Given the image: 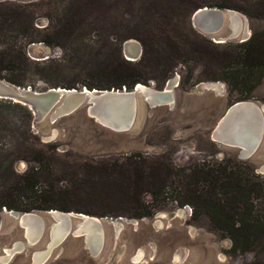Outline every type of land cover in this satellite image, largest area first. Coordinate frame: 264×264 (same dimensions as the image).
<instances>
[{
  "label": "rangeland",
  "instance_id": "obj_1",
  "mask_svg": "<svg viewBox=\"0 0 264 264\" xmlns=\"http://www.w3.org/2000/svg\"><path fill=\"white\" fill-rule=\"evenodd\" d=\"M209 1L216 0H0L8 17L0 51L17 54L21 47L25 50L29 62L21 68L26 71L24 83L35 90L72 85L89 88L90 84L110 81L108 71L128 61L124 45L131 39L142 46L141 56L130 65L143 80L139 83L160 90L168 80L175 84L173 106L146 107L140 121L127 132H113L75 115L34 127V119L31 121L24 109L0 102V129L5 133L0 143V192L11 179L2 162L13 160L18 174L36 165L16 157L15 144L7 135L25 133L28 124L35 133V128L57 127L60 136L50 142L58 144L53 180L58 187L68 188L70 206L85 214L124 222L118 235L106 222L102 249L94 255L85 237L74 234V220L72 231L42 264H264V248L245 254L230 252L232 241L211 229L205 216L193 220L190 205L179 206L169 197L153 203L151 194L142 191L140 197L147 207L152 206L153 213L141 218L130 216L133 201L127 199L121 171L110 169L121 162L105 160L140 152L149 157L164 155L173 165L183 167L194 161L232 158L247 162L264 179V134L249 158L240 157V149L212 137L217 122L231 104L239 101V95L231 92L224 79H211L210 73L235 76L240 64L230 68L220 64L231 47L242 42L218 41L216 37L229 34L227 24L215 35L193 26L191 17L197 8L215 6L205 4ZM238 1L253 13L260 0ZM240 12L249 18L252 34L264 29V18ZM143 37H148V42ZM207 81L222 82L223 91H199L197 85ZM249 99L264 104V77ZM116 177L120 178L118 183ZM41 188L46 186L40 184ZM26 202L21 199L17 203ZM7 211L4 206L0 209V257L21 241L23 249L14 252L5 264H31L34 253L48 248L49 215L43 214L46 227L38 242L30 244ZM139 250L143 256L136 261Z\"/></svg>",
  "mask_w": 264,
  "mask_h": 264
},
{
  "label": "trees",
  "instance_id": "obj_2",
  "mask_svg": "<svg viewBox=\"0 0 264 264\" xmlns=\"http://www.w3.org/2000/svg\"><path fill=\"white\" fill-rule=\"evenodd\" d=\"M205 4L215 5L208 7L240 10L252 17L264 18V0L259 1L258 9L253 13L238 0H216ZM7 18L0 4V38ZM148 40V37H143L144 42ZM27 62L29 57L22 47L17 54L0 51V77L16 85L27 86L24 83L26 71L21 70ZM131 62L124 60L108 71L110 81L99 85L90 84L89 88L97 86L98 89H122L124 86L132 89L143 80L136 74L135 67H130ZM232 64H240L235 70V76L223 77L221 74L220 77L212 72L210 77L227 81L231 92H238L239 100L249 99L264 77V29L254 31L249 40L232 46L220 67L230 68ZM7 70L13 71L7 74ZM72 87L74 85L69 86ZM0 102L20 107L26 111L31 121L34 119L28 106L11 100L0 99ZM26 128L25 133L13 132L7 136L15 144L16 157L33 161L36 165L18 174L14 170L13 160L1 163L11 179L0 192V209L4 206L9 210L22 212L50 209L80 212L78 208L70 206L71 194L68 188L58 187L53 180L56 175L55 151L58 144L44 143L29 124ZM4 140L5 133L0 129V143ZM166 158L168 159L164 155L149 157L140 152L105 158L121 162L112 165L110 169L112 172L121 171L122 183L126 186L125 194L127 199L133 201L130 216L141 218L152 215V206L147 207L140 197L144 191L151 194L153 203L169 197L179 206L190 205L192 219L196 221L205 216L211 229L232 241L230 252L234 254L264 248V179L250 164L223 158L194 161L177 167ZM83 165L91 166L89 163ZM114 181L118 183L120 178L116 177ZM40 184H44L46 188L38 189ZM21 199H26L27 202L19 205L17 202Z\"/></svg>",
  "mask_w": 264,
  "mask_h": 264
},
{
  "label": "water",
  "instance_id": "obj_3",
  "mask_svg": "<svg viewBox=\"0 0 264 264\" xmlns=\"http://www.w3.org/2000/svg\"><path fill=\"white\" fill-rule=\"evenodd\" d=\"M192 24L200 32L215 35L227 24L230 32L221 37L219 42L237 39L240 42L249 40L252 31L249 28V18L238 10L218 7H200L194 11L191 17ZM139 45V46H138ZM140 47L137 54L131 53V47ZM124 53L129 61L137 60L142 53L141 44L135 39L126 41ZM41 59H45L42 57ZM172 80V79H171ZM168 80L163 89H157L151 85L137 83L131 90L124 89H89L51 87L38 91L32 86H19L0 77V99L11 100L28 106L34 114L33 126L37 124L51 125L66 116H79L86 123L97 125L113 132L131 131L141 119L143 110L160 105L173 106L175 102V84ZM224 84L220 81L200 82L197 85L199 91L215 90L222 92ZM42 127V126H41ZM44 143L57 141L60 130L50 127L48 130L35 128ZM264 134V104H259L252 99L239 100L231 104L221 116L213 130V139L223 145L240 149V157H251L259 147ZM264 171V166L261 168ZM17 220V226L24 231L25 239L30 244L38 242L45 231L46 217L49 215L50 242L59 245L72 231L74 220L77 222L75 235H83L89 250L98 254L104 242V227L106 222L111 223L118 235L124 226L123 219L99 218L93 215L75 211H62L58 209L32 210V211H7ZM183 214V212H180ZM92 225L95 229V241L86 232V226ZM3 226L0 213V229ZM59 228L61 238L53 242L52 233ZM32 235V236H31ZM31 236V237H30ZM30 237V238H29ZM17 251L23 249L24 243L18 241ZM22 246V247H21ZM51 245H48L47 250ZM15 251L9 250L10 254ZM48 252V251H47ZM44 262V261H43ZM35 262L32 257V264Z\"/></svg>",
  "mask_w": 264,
  "mask_h": 264
},
{
  "label": "bare ground",
  "instance_id": "obj_4",
  "mask_svg": "<svg viewBox=\"0 0 264 264\" xmlns=\"http://www.w3.org/2000/svg\"><path fill=\"white\" fill-rule=\"evenodd\" d=\"M139 46V45H138ZM138 46H135V47H131L130 49V51H131V53L132 54H134V56H135V54H137L138 53V51H139V49H140V47H138ZM141 48H142V46H141ZM173 82V84H174V81H172ZM86 232L87 233H89V235H91L92 237H91V239H92V242L94 243V241L96 240L95 239V236H94V233H95V229H94V226H92V225H87L86 226ZM61 232H59V228L58 229H56L53 233H52V238H53V242L55 241V239L56 238H61ZM32 236V235H31ZM30 236V237H31ZM29 237V238H30ZM16 245V244H15ZM49 245H51L50 246V248L48 249V250H46V251H43V252H36V253H34L33 254V259L35 260V262H39V263H41V262H43L44 260H46L47 258H48V256H49V254H50V252H51V250L54 248V245H52V243L51 244H49ZM22 247V246H21ZM15 251H13V253H11L10 254V252H9V250H11V249H7L5 252H6V255L5 256H2V257H0V264H5V263H7L9 260H10V258H11V256L14 254V252H16L17 251V247L16 246H14V248H13ZM48 251V252H47ZM142 256H143V251H141V250H139V252L137 253V255L135 256V258H134V260H136V261H138V260H140L141 258H142ZM32 264V263H31Z\"/></svg>",
  "mask_w": 264,
  "mask_h": 264
}]
</instances>
